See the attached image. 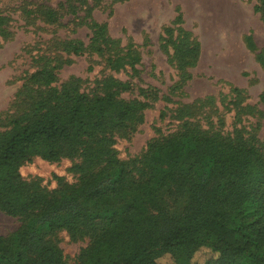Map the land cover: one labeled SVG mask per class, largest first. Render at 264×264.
<instances>
[{
  "label": "trees",
  "instance_id": "1",
  "mask_svg": "<svg viewBox=\"0 0 264 264\" xmlns=\"http://www.w3.org/2000/svg\"><path fill=\"white\" fill-rule=\"evenodd\" d=\"M254 10L264 21V0ZM181 50L198 61L199 45ZM103 90L90 96L51 86L0 135V210L22 221L13 235L0 236V264H67L53 239L58 231L95 233L76 264H194L202 250L211 252L205 264H238L264 247V151L256 139L186 122L151 141L140 159L124 162L115 138L135 130L147 104L120 98L130 82L112 80ZM69 155L84 163L68 190L46 192L20 172L34 157L55 162ZM247 264H264V255Z\"/></svg>",
  "mask_w": 264,
  "mask_h": 264
},
{
  "label": "rangeland",
  "instance_id": "2",
  "mask_svg": "<svg viewBox=\"0 0 264 264\" xmlns=\"http://www.w3.org/2000/svg\"><path fill=\"white\" fill-rule=\"evenodd\" d=\"M256 1L0 0V135L51 86L93 96L118 80L132 84L120 98L147 104L135 130L115 138L124 162L140 159L151 141L186 122L220 136L241 131L264 151V21ZM96 24L105 29L98 33ZM196 44L200 57L194 62L181 49ZM118 58H124L120 65ZM38 74L52 75L53 83L33 80ZM83 163L78 155L55 162L34 157L20 172L57 193L77 184L82 173L76 166ZM21 226V219L0 210V236ZM93 234L58 231L53 239L67 264H76ZM257 254L264 255V247L252 248L237 263ZM210 256L202 250L194 264Z\"/></svg>",
  "mask_w": 264,
  "mask_h": 264
}]
</instances>
